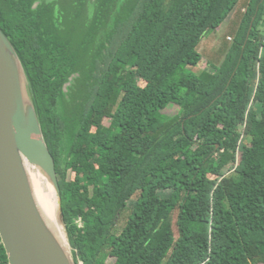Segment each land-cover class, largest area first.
I'll return each mask as SVG.
<instances>
[{
    "label": "trees",
    "instance_id": "1",
    "mask_svg": "<svg viewBox=\"0 0 264 264\" xmlns=\"http://www.w3.org/2000/svg\"><path fill=\"white\" fill-rule=\"evenodd\" d=\"M239 2L0 0L77 264H264V0L245 4L221 65L199 51ZM80 23L116 48L100 77Z\"/></svg>",
    "mask_w": 264,
    "mask_h": 264
},
{
    "label": "water",
    "instance_id": "2",
    "mask_svg": "<svg viewBox=\"0 0 264 264\" xmlns=\"http://www.w3.org/2000/svg\"><path fill=\"white\" fill-rule=\"evenodd\" d=\"M27 162L39 167L55 189L66 228L55 158L45 141L21 59L0 27L1 241L9 264H76L67 229L70 247L59 241L42 216L26 172Z\"/></svg>",
    "mask_w": 264,
    "mask_h": 264
},
{
    "label": "rangeland",
    "instance_id": "3",
    "mask_svg": "<svg viewBox=\"0 0 264 264\" xmlns=\"http://www.w3.org/2000/svg\"><path fill=\"white\" fill-rule=\"evenodd\" d=\"M124 1L125 0H121V3ZM248 2H249V0H241V6H239L237 8L238 9L237 14H240L241 16H235L234 20H233V17L230 18L229 21L233 20V22H231V23L227 22V24H225V26H223L221 31H219L218 33L213 32V31L208 33L207 36L205 37V40L200 44L199 51L202 54L203 60H204L203 62H201V65L204 69H209L210 65L211 66H219L224 61V59L227 55V52L230 49V47L234 41V38H236V36H237L239 25H240L241 20H242V15L245 13V10L242 11V9L246 8L245 4ZM90 15H91V13L83 12L82 18H85L86 16H90ZM83 25L84 24H82V23H80V25H78L79 34L77 33L78 35L77 34L76 35H77V38L82 36L83 40L87 38V42L92 41V39L90 37L93 38L92 44L90 45V49L88 50L87 53H88V56L91 58V61L98 60L99 65H98V68L96 71V76L100 77L101 76V69L105 68L103 66L104 65L103 62L105 60H110V59H106V58L103 59L102 57L100 58L99 54L107 53L110 55V53L114 52V50L116 48L113 49V47L110 46V50H107V49H103L101 47V45L103 43H105L106 46L110 45L111 40L109 41V38H110L109 32H106L105 30H98V32H96L92 36V34H90L88 31L89 30L88 27H86L85 25L83 26ZM111 35H113V34L111 33ZM88 36H90V37H88ZM118 36H121V35L118 34ZM114 39H115V37H114ZM118 40H119V38L117 39V41L114 40V42H116V44H117ZM199 68H201V67H198V68L188 67L187 70H188V72H191V73H198V71L200 70ZM178 111H179V108L176 105H171L164 112L169 116H174L178 113ZM104 123L107 125V124H110V121L105 120ZM169 195H170V192H168V191L161 192L162 197H168ZM64 229L66 232L65 226H64ZM66 234H67V232H66ZM67 236H68V234H67ZM258 264H263V263H258Z\"/></svg>",
    "mask_w": 264,
    "mask_h": 264
},
{
    "label": "bare ground",
    "instance_id": "4",
    "mask_svg": "<svg viewBox=\"0 0 264 264\" xmlns=\"http://www.w3.org/2000/svg\"><path fill=\"white\" fill-rule=\"evenodd\" d=\"M26 172L34 198L47 225L63 245L70 247L63 223L60 220L58 196L55 189L39 167L27 162Z\"/></svg>",
    "mask_w": 264,
    "mask_h": 264
},
{
    "label": "crops",
    "instance_id": "5",
    "mask_svg": "<svg viewBox=\"0 0 264 264\" xmlns=\"http://www.w3.org/2000/svg\"><path fill=\"white\" fill-rule=\"evenodd\" d=\"M239 6H241V0H240V2H239V4L236 6V8L231 12V14L229 15V17L226 19V21L216 30V31H214V32H219V31H221V29L223 28V26H225V24H227V22H229V23H231V22H233V20H234V17L235 16H241L240 14H237V12H238V7ZM243 10H245V9H242V11ZM233 17V20H231V21H229L230 20V18H232ZM236 19V18H235ZM229 39V38H228ZM205 40V38L203 39V41ZM202 41V42H203Z\"/></svg>",
    "mask_w": 264,
    "mask_h": 264
},
{
    "label": "flooded vegetation",
    "instance_id": "6",
    "mask_svg": "<svg viewBox=\"0 0 264 264\" xmlns=\"http://www.w3.org/2000/svg\"><path fill=\"white\" fill-rule=\"evenodd\" d=\"M39 4H40V2H36V3L34 4V7H35V6H38ZM85 12H86V11H85ZM87 12H88V13H91L92 15L94 14V12L91 11L90 4H88ZM66 27H67V26H66ZM71 27L74 28L73 26H71ZM76 27H77V26H76ZM76 27H75V28H76ZM75 28H74V31H77V29H75ZM92 41H93V39H92ZM92 41L87 42V44H88V45H91V44H92ZM87 61H91V58H87ZM73 76H74V78H75V77H78L79 74H78V73H77V74H73V75L70 76V77H73ZM74 78H73V79H74ZM69 81H70V78H69ZM66 84H67V83H66ZM71 84H72V83H71ZM68 88H69V86H68ZM68 88H67V91H68ZM64 90H65V86H64Z\"/></svg>",
    "mask_w": 264,
    "mask_h": 264
}]
</instances>
